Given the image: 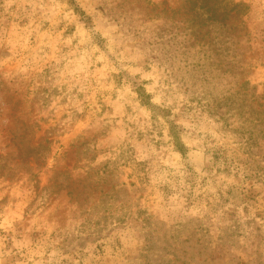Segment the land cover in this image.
<instances>
[{
  "label": "clouds",
  "instance_id": "9594fccd",
  "mask_svg": "<svg viewBox=\"0 0 264 264\" xmlns=\"http://www.w3.org/2000/svg\"><path fill=\"white\" fill-rule=\"evenodd\" d=\"M0 264H264V0H0Z\"/></svg>",
  "mask_w": 264,
  "mask_h": 264
}]
</instances>
